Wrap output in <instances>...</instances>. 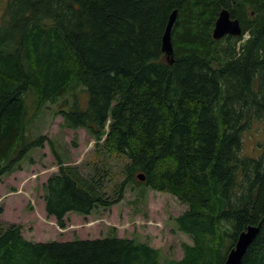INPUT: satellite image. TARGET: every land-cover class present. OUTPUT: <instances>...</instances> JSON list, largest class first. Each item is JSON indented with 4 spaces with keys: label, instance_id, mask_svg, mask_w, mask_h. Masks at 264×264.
<instances>
[{
    "label": "trees",
    "instance_id": "trees-1",
    "mask_svg": "<svg viewBox=\"0 0 264 264\" xmlns=\"http://www.w3.org/2000/svg\"><path fill=\"white\" fill-rule=\"evenodd\" d=\"M4 4L0 181L48 143L59 169L43 185L45 209L61 228L70 213L120 203L128 188L140 203L155 190L188 206L175 224L192 243L181 259L164 258L114 228L99 239L35 242L0 220V264H225L240 234L260 223L242 264H264V154L243 155L244 134L264 120V0ZM225 8L243 35L215 39ZM175 11L170 56L163 37ZM50 105L65 128L94 138L101 167L74 164L55 140L32 136ZM110 158L125 160L124 180L114 181Z\"/></svg>",
    "mask_w": 264,
    "mask_h": 264
},
{
    "label": "rangeland",
    "instance_id": "rangeland-1",
    "mask_svg": "<svg viewBox=\"0 0 264 264\" xmlns=\"http://www.w3.org/2000/svg\"><path fill=\"white\" fill-rule=\"evenodd\" d=\"M5 2L0 0V23ZM85 100L83 94L82 101ZM63 122L61 115H55L54 106H47L33 123L32 136L46 135L55 140L59 146L58 152L69 155L74 164L86 166L98 163L101 167L104 157L99 158L94 138L84 128H65ZM243 143L245 157H262L264 120H257L246 131ZM109 164L113 171H117L114 181L124 180L125 160L110 158ZM58 169L56 157L48 143L44 148L33 150L30 158L23 162V170L0 181V220L21 225L24 237L35 242L104 238L114 228L119 237L135 238L160 249L164 258L181 259L184 254L182 244L192 243L191 237L177 230L175 224V218L183 214L188 206L172 194L155 190H148L146 202L140 203L135 202L137 191L128 188L120 203L109 209L99 208L88 216L70 213L66 218L67 228H60L55 218L46 213L43 188L49 176ZM87 171L92 170L89 168ZM110 196H114L113 191H110Z\"/></svg>",
    "mask_w": 264,
    "mask_h": 264
},
{
    "label": "water",
    "instance_id": "water-1",
    "mask_svg": "<svg viewBox=\"0 0 264 264\" xmlns=\"http://www.w3.org/2000/svg\"><path fill=\"white\" fill-rule=\"evenodd\" d=\"M177 19V14H173L170 17L169 23L167 25L164 37L163 45L164 50L169 54L173 52L172 45V30ZM227 35L241 36L243 35V28L241 22L238 19H234L228 9H223L221 11L220 17L217 20L214 29V38L222 39ZM139 179L145 180L143 174L139 175ZM260 227L250 226L246 231L240 234L238 242L235 247L228 254L225 264H242L243 258L252 244L256 236L259 234Z\"/></svg>",
    "mask_w": 264,
    "mask_h": 264
},
{
    "label": "bare ground",
    "instance_id": "bare-ground-1",
    "mask_svg": "<svg viewBox=\"0 0 264 264\" xmlns=\"http://www.w3.org/2000/svg\"><path fill=\"white\" fill-rule=\"evenodd\" d=\"M174 13L178 15V12H177V11H175ZM174 13H173V14H174ZM173 14H172V15H173ZM220 14H221V13H220ZM219 17H220V15H219ZM219 17H218V18H219ZM234 19H236V18H234ZM217 20H218V19H217ZM238 20H239V19H238ZM239 21H240V20H239ZM216 23H217V21H216ZM174 25H175V24H174ZM215 26H216V24H215ZM227 36H228V35H227ZM172 45H173V44H172ZM163 49H164V45H163ZM164 51H165V50H164ZM165 52H166L168 55L172 56V53H173V52H172L171 54H169L167 51H165ZM139 175H141V174H139ZM139 175H138V179H139ZM145 179H146V178H145ZM139 180H141V179H139ZM141 181H144V180H141ZM258 226L260 227V226H261V223H260L259 225H256L255 227H258ZM248 228H249V227H248ZM259 232H260V231H259ZM242 233H243V232H242ZM238 239H239V238H238ZM237 242H238V240H237Z\"/></svg>",
    "mask_w": 264,
    "mask_h": 264
}]
</instances>
